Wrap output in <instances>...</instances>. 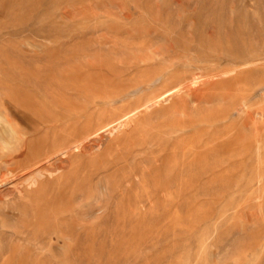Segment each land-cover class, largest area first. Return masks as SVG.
I'll list each match as a JSON object with an SVG mask.
<instances>
[{
  "label": "rangeland",
  "instance_id": "obj_1",
  "mask_svg": "<svg viewBox=\"0 0 264 264\" xmlns=\"http://www.w3.org/2000/svg\"><path fill=\"white\" fill-rule=\"evenodd\" d=\"M0 264H264V0H0Z\"/></svg>",
  "mask_w": 264,
  "mask_h": 264
},
{
  "label": "bare ground",
  "instance_id": "obj_2",
  "mask_svg": "<svg viewBox=\"0 0 264 264\" xmlns=\"http://www.w3.org/2000/svg\"><path fill=\"white\" fill-rule=\"evenodd\" d=\"M186 83V82H185ZM184 84V83H183ZM183 87H185V85H183ZM170 90V89H169ZM168 90V92H171V91H169ZM187 91H189V90H187ZM186 91V92H187ZM191 91V90H190ZM190 91L188 92V95H189V93H190ZM173 92V93H172ZM172 95L174 94H180V92H181V90L179 89V88H174V90H172ZM185 92V91H184ZM108 94V93H107ZM164 95V94H163ZM182 95V94H181ZM184 95H186V93L184 94ZM183 95V96H184ZM106 96V95H105ZM179 96V95H178ZM182 96V97H183ZM160 97V96H159ZM166 97V96H165ZM175 97H177V95L175 96ZM177 98H179V97H177ZM176 98V99H177ZM184 98V97H183ZM155 99V98H154ZM185 99V98H184ZM177 100H179V99H177ZM176 100V101H177ZM183 100V99H182ZM188 100H189V98H188ZM187 100V101H188ZM153 102L155 101V100H152ZM152 101H149V103L151 104V105H155V104H157L158 105V103L160 102V101H162V99H156V101L153 103ZM185 101V100H184ZM184 101H181V103L183 104V102ZM187 101H185V102H187ZM114 102H116L115 101V98H113V99H111L110 100V103L112 104V103H114ZM86 103V102H85ZM162 103V102H161ZM171 103V102H170ZM176 103V102H175ZM178 103V102H177ZM182 104L180 105V103L178 104L179 106H182ZM146 105H148V104H146ZM184 105V104H183ZM142 106V105H141ZM141 106H140V108H141ZM144 107V106H143ZM150 107V106H149ZM155 107V106H154ZM173 107H174V105H173ZM176 108H177V104H176V106H175ZM189 107V106H188ZM146 108V107H145ZM182 108H183V106H182ZM138 110V109H137ZM167 110V109H166ZM176 110V109H175ZM131 111V110H130ZM172 111V110H171ZM137 112V111H136ZM177 112V111H176ZM259 112V111H258ZM126 113H128V112H126ZM131 113V112H130ZM133 113V112H132ZM135 113V112H134ZM133 113V114H134ZM139 113V112H138ZM73 114V113H72ZM121 114V113H120ZM166 114V113H165ZM168 114V113H167ZM177 114V113H176ZM180 114V113H179ZM123 115V114H122ZM137 116V115H136ZM135 116V117H136ZM185 116V115H184ZM130 114H127V115H124V116H121V117H119L116 121H113V122H111V123H109V124H106L105 126H98L95 130H93V131H90V126L88 125V126H85L80 132H78V130L77 129H75L74 130V134L72 133V137H73V139L72 140H67V141H63V144H62V146L56 151V152H54L53 153V156L55 157V156H58V155H60V153L62 152V154H67L69 151H71V147L73 146V151H74V149L75 150H78V149H80L81 147H83V146H85L84 144H86V143H88L90 140H92V139H94V138H97V137H99V135H101V133H102V131L105 129V130H107V129H110V128H112V127H114L113 125H115V123L116 122H119L120 120L121 121H126L127 122V126H125V127H127V128H129V130L126 132V133H124V136H119L117 139H116V142H115V144H118L119 146H117L116 147V149L114 150L112 147L107 151V149H106V151H107V154L106 155H104V157L103 158H105L106 156H110V157H112L113 159H115V158H117L118 156H121V155H123V154H125L126 152H129V150H131L130 149V147H129V145H128V142H130L129 144H131L130 146H131V148L133 149V148H135L136 146V144H133L132 143V139L134 140V138H135V136L137 135V132H138V130L140 131H142V127L139 129V125L141 124V123H139V125L138 124H133L135 121H131V119H130ZM180 118V117H179ZM186 118H188V117H186ZM71 119V118H70ZM98 119V118H97ZM143 122V121H142ZM174 122V121H173ZM76 123V122H75ZM125 123V122H124ZM130 123H132V125L130 124ZM144 123V122H143ZM172 123V122H171ZM179 123V122H178ZM119 124H120V122H119ZM145 124V123H144ZM123 125V124H122ZM142 126H143V124H141ZM175 125V124H174ZM139 126V127H138ZM123 127V126H122ZM261 127V126H260ZM107 128V129H106ZM122 129V130H121ZM120 130L121 131H123V129L124 128H121ZM126 129V128H125ZM155 129V128H154ZM153 129V130H154ZM158 129V128H157ZM259 128H257L256 129V131L258 130ZM127 130V129H126ZM144 130V129H143ZM261 131V130H260ZM107 132V131H106ZM119 132V131H118ZM143 132V131H142ZM145 132V131H144ZM117 133V132H116ZM140 133V132H139ZM138 133V134H139ZM253 133V132H252ZM168 134V133H167ZM154 135V134H153ZM161 135V134H160ZM173 135V134H172ZM259 134H257V136H258ZM139 136H140V134H139ZM156 136V135H155ZM113 137V136H112ZM112 137L110 138V139H112ZM143 136H142V133H141V138H142ZM254 137V136H253ZM259 137V136H258ZM257 137V140L258 139H260L261 138V134H260V138H258ZM108 138V139H109ZM152 138H154V137H152ZM120 139H124L123 140V142L121 143L120 141H118V140H120ZM138 139V138H137ZM137 139H136V141H137ZM144 139V138H143ZM130 140V141H129ZM139 140H141V139H139ZM146 140H147V138H146ZM145 140V142H147ZM150 140V139H149ZM153 140V139H152ZM256 140V141H257ZM261 140V139H260ZM109 141V140H108ZM98 142H100V141H98ZM106 142V141H105ZM144 143V141H141V143ZM151 142V141H150ZM107 143V142H106ZM105 143V144H106ZM142 143V144H143ZM152 143V142H151ZM255 143V142H254ZM257 143V142H256ZM99 144V143H98ZM104 144V145H105ZM109 144H110V142H109ZM141 144V146H139V148L140 147H142L143 145ZM149 144V143H148ZM188 144V143H187ZM259 143H257V145H258ZM165 145V144H164ZM163 145V146H164ZM259 145H261V144H259ZM152 146V145H151ZM186 146V145H185ZM103 147V146H102ZM104 148H105V146H104ZM106 148H108V147H106ZM165 148V147H164ZM190 148V147H189ZM258 148V147H257ZM259 148H261L260 146H259ZM129 149V150H128ZM176 149V148H175ZM105 150V149H104ZM80 151V150H79ZM102 151V150H101ZM100 152V151H99ZM159 152V151H158ZM258 152V151H257ZM186 153V152H185ZM184 152H183V154H185ZM21 154H22V152L20 153V156H21ZM187 154V153H186ZM115 155V156H114ZM130 155V154H129ZM153 155H155L154 153H153ZM174 155H175V153H174ZM98 156V155H97ZM168 156V155H167ZM182 156H184V155H182ZM188 156V155H187ZM126 157V156H125ZM166 157V156H165ZM175 157H176V155H175ZM180 157V156H179ZM186 157V156H185ZM259 157V156H258ZM91 158V157H90ZM112 158H109V159H112ZM124 158V157H123ZM153 158H154V156H153ZM167 158V157H166ZM99 159V158H98ZM112 159V161H114ZM167 159H169V158H167ZM174 160V159H173ZM179 160V159H178ZM75 161V160H74ZM93 161H95V160H93ZM118 161V160H117ZM167 161V160H166ZM165 161V159H164V162H166ZM181 161V160H180ZM108 163L110 162V161H107ZM119 162V161H118ZM168 162V161H167ZM166 162V164H168ZM100 163H101V161H100ZM114 163V162H113ZM128 163V162H127ZM190 163H192V162H190ZM78 164V163H77ZM77 164H75V165H77ZM106 164V163H105ZM157 164H158V162H157ZM180 164V163H179ZM192 164H194V163H192ZM95 165V164H94ZM103 165V164H102ZM165 165V164H164ZM185 164H183V166H184ZM92 166V165H91ZM107 166H109L108 164H107ZM111 166V165H110ZM163 166V165H162ZM96 167V166H95ZM166 167H167V165H165V168L164 169H166ZM192 167V166H191ZM72 168V167H71ZM169 168V167H168ZM75 169V168H74ZM78 169V168H77ZM173 169V168H172ZM97 170V169H96ZM101 170H103L102 169V166H101V169L99 170V171H101ZM72 171V170H71ZM95 171V170H94ZM94 171H93V173H94ZM169 171H170V169H169ZM184 171H185V169H184ZM73 172V171H72ZM92 172V171H91ZM71 173V172H70ZM182 173V172H181ZM95 174H97V171H96V173H94L93 175H95ZM167 174V173H166ZM92 175V174H91ZM157 175V174H156ZM169 175V174H168ZM175 175H177V174H175ZM69 176H70V174H69ZM167 176V175H166ZM63 178V177H62ZM130 178V177H129ZM157 178V177H156ZM159 178V177H158ZM174 178H175V176H174ZM260 179V178H259ZM67 180H69V179H67ZM89 180H91L90 178H89ZM62 181V180H61ZM159 181V180H158ZM65 182V181H64ZM145 182V181H144ZM144 182H143V184H144ZM176 182V181H175ZM61 183V182H60ZM146 183V182H145ZM169 183V182H168ZM65 184H66V182H65ZM64 184V185H65ZM170 184V183H169ZM130 185V184H129ZM132 185H134V184H132ZM159 185V184H158ZM63 186V185H62ZM61 187V186H60ZM143 187H144V185H143ZM130 189L131 188H133V187H129ZM132 190V189H131ZM146 190V189H145ZM164 191V190H163ZM125 192V191H124ZM130 192V191H129ZM143 192H145V191H143ZM147 193H149V192H147ZM136 195H138V194H136ZM144 195V194H143ZM145 195H147V194H145ZM170 195V194H169ZM165 196H167V195H165ZM129 197V196H128ZM133 197V196H132ZM135 197V196H134ZM144 197V196H143ZM147 197V196H146ZM138 198V197H137ZM163 198V197H162ZM136 199V198H135ZM130 200V199H129ZM137 200V199H136ZM164 200V199H163ZM138 201V200H137ZM129 204H131V203H129ZM128 210V209H127ZM132 210V209H131ZM139 210V209H138ZM133 212H136V211H134L133 210ZM141 212V211H140ZM139 212V213H140ZM144 214V213H143ZM133 215V214H132ZM127 216V215H126Z\"/></svg>",
  "mask_w": 264,
  "mask_h": 264
}]
</instances>
